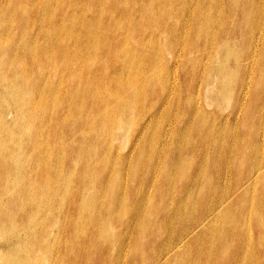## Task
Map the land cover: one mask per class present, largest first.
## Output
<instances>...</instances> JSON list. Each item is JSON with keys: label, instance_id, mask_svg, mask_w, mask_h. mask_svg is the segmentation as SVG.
<instances>
[{"label": "rangeland", "instance_id": "rangeland-1", "mask_svg": "<svg viewBox=\"0 0 264 264\" xmlns=\"http://www.w3.org/2000/svg\"><path fill=\"white\" fill-rule=\"evenodd\" d=\"M41 1L42 0H36V1L35 0H21V1L20 0H0V2H1L0 3L1 4V6H0V31H1L0 32V93H1V96H0V161H1L0 162V184H1L0 185V215L7 217V222L5 223V227L8 229L6 234L0 233V264H86V263L87 264H93V263L96 264L95 258H97L100 254H102L103 256L104 255L109 256V254H110L109 250H111V249H110V244H108V243L102 244L101 249L96 244V243H99L100 241L97 237L98 236V230H97V232L95 231V229L98 227V224H99L97 222L95 223V219H94L95 215H97L99 213L98 214L99 216H104L105 222L110 219L109 221L111 223H109L107 221L105 223V225L103 226V228H108L106 230L107 236H110L111 234L116 233L115 225L119 226L118 223L115 220H112L110 216L107 217V213L109 214V212H107V211L110 210V208H108L109 202H110L109 200H111V198H113L114 194L116 193V191L114 190V185L113 184H111L110 186L105 185V181H103L104 178L102 177L103 175H101L100 171L97 170V168H99L98 165H100L101 163H104V157L106 155L108 156V154H109V156H110L109 158H110V160H112V164L114 163L113 168H111V170L109 172V178H110V174H111V176H113L115 174V172H117V170L120 171L123 179L124 178L126 179L127 176H128V178H130V175L128 174V172H129L128 169H129L130 164L133 161L136 163L135 155L130 162L127 161L128 162L127 163L125 160V164H123L121 159H123V156L125 154L131 153L130 152L132 149L131 146H134V143L136 142V141H134V138H133V136L135 134L134 132L137 131V125H135V124H138L140 122L139 117L142 114V109L145 107L151 108L155 104L154 102L156 100V97L154 94L157 93L158 87H156V89H153L151 92V90H149L150 87L145 86L146 88H144L143 92H141V94H139L140 98L136 103H135V100H133L129 94H127V96H129V97H127V96L125 97L123 94H121V96H123V100L121 102H119V100L117 103H115L114 101H110L107 104V102L104 99V97H105L104 96L105 95V88H104L105 84L103 82V79L102 78L100 79L99 73L95 74L96 77L94 75H92L93 77L89 76L90 74H88L84 70L85 66L86 65H90V66L92 65L91 66L92 69H97V68H99V66H101V68H102L103 66H106L108 64V68L110 69V73H108V74H109V76H112L113 73L111 72V67H112V65H114L115 60L110 59L111 57L107 55V52H109V53L113 52L114 53L115 51L119 52V50H121L120 43L117 46H115V41H114V40H116V35H117L116 33L119 32V35L123 36V37H121L122 42L127 46H132L134 53H131V52L127 53L123 49L124 51H120V57L118 58V60L121 62H123V61L127 62L129 60L130 65H131V60H132L134 67L139 64L140 65V71H141L140 76L142 75V70L144 71V67H145V62H146L145 55H147V54L153 55V56L160 55L159 51H158L159 48L163 49V51H164V53L162 55L163 56L162 61L165 60L164 62H165L166 67L168 69L169 68L172 69V66L174 68H178L179 65L177 63H175V61H173L172 64L167 61L168 59H167V56L165 54V49H164L166 45L168 46V45L174 44L173 46L177 47V46H181L180 44H182L185 47L186 46L188 47L190 45L189 43H191L190 41H192L194 35L197 33V31L199 29H200L199 32L204 33L201 36V39H204V40H205V37H204L205 35L206 36L212 35L213 33H216V30H219L217 32V39H218L217 41L221 40V43H219V44L222 45L221 46L222 47V51H221L222 53H220V55L215 56V58H217V57L219 58V61H218V58L215 59L213 57L216 54L213 48L211 50L209 48H206L205 50H203L204 47L202 46L201 52L199 53L200 55L198 54L199 57L206 59L205 54L208 51H211V53H210L211 58H209L210 60L208 61L209 63H208L207 69H206V71L204 70V72H203L202 79L204 80V82L205 81L206 82H205V84L203 82L201 98H202L204 107L208 113H215V112L222 113L223 114L222 116H226V114L228 115L230 112V109L234 105L236 106L238 103H242V106H241V110H240L241 112L238 110L235 113V115L231 114L230 117H232V119L228 123H225V121L223 122L222 120H219L217 116L214 118V121L209 120V122H208L206 118H203L199 121L203 125L206 122V125H208V127L204 125V128H206L207 132H210V129L212 128V130L210 132L212 134V137L215 136V134L217 132H219L221 129L223 130L225 128H226V131H232L231 135L235 136V134L236 135L239 134L238 135L239 137L243 136L242 134H240L241 132H244L246 135L250 130H252V126L255 123L254 116L256 114V112H254V109H257L261 105L262 101L254 107V104L252 105L251 96H252L253 92H257L259 96L261 94V96L264 98V92L261 91V90H264V69L259 70V68H258L259 65L254 64L252 61H248V59L242 58V55H243L242 51L246 47L245 41H243L242 37H239V28L241 27V29H242V27H243L242 26V19H241V16L239 13H237L236 16L234 13L241 11L240 8L243 5V3H245L244 0H243V2H241L242 0H235L236 2L233 1L234 2L233 4H235V5L232 8H227V6L224 4L225 0H221V1L220 0H214V1L213 0H209V1L206 0L207 2L205 0H179V1L178 0L177 1L176 0H169V1L167 0L168 3L166 4V6L165 5H159V3H157V2L154 3L153 7L151 6L152 9L151 8H150V10L148 9V13L145 10H141V9H140V11L137 12L135 9L132 10V8H131V6L137 5V3L138 4L142 3L141 5L144 4L143 6H145V4H147V2H148L147 0H121L120 3L117 2L121 5L120 8H118L116 6L117 4H116L115 0H104V2H103V0H96V1L95 0H93V1L92 0H80V1L79 0H64L65 2L63 0L62 1L61 0H51V1L50 0H43L42 2ZM76 1L79 3L77 4ZM134 1H136L137 3ZM202 1H204V2H202ZM237 1H239V2H237ZM257 1L262 2V0L261 1L257 0ZM26 2H28L29 4H27ZM63 2H64V4H63ZM86 2H88V3H86ZM200 2L202 4L201 7H203V6H205V7H203L202 9L199 6L197 8H193L194 4L196 5L197 3H200ZM7 3H8V5H7ZM21 3H23V4H21ZM80 3L82 4V6ZM181 3H183V5H186V4L192 5L191 7L193 9L192 8H185L184 10H181V9H179V5ZM205 3H207V4H205ZM52 4H53V6H52ZM83 4L84 5L86 4V5L84 6ZM263 4H264V1H263ZM154 5H156V6H154ZM169 5L170 6L172 5L171 8ZM208 5H210V7ZM211 5H214V6H211ZM7 6H8V8H7ZM115 6H116V9H114ZM175 6H177V7H175ZM81 7H82V9H81ZM96 7H97V9H96ZM117 8H118V10H117ZM174 8L176 11H174ZM262 8L264 9V5ZM99 9H100V11H99ZM126 9H127V11H125ZM220 9H222V10H220ZM2 10H4V11H2ZM27 10L29 12H27ZM151 10L153 12H151ZM197 10H199V11H197ZM64 11H66V12H64ZM144 11L146 14H149L150 16L152 15L150 18L155 20V22H151L152 23L151 24L148 21H146L147 16L144 13ZM196 11L205 13V16H203L202 13H197ZM209 11H210V13H209ZM216 11H217V14H216ZM21 12H22V14H21ZM114 12H116V13H114ZM172 12L174 15L172 14ZM113 14H114V16H113ZM195 14H197V16H195ZM134 15H136V16H134ZM141 15H143V16H141ZM144 15H145V17H144ZM187 15L189 17H192V15L194 17H197V19H196L197 22L194 20H190L188 22L190 24H187V31H186L187 35H184L183 40H182V42L180 41L179 45H177V43H175V41L173 40L175 34H173V30H172L173 28L172 27H171V29H169L167 31H160L159 33L157 32L158 28H157L156 24H157L158 20H160L161 18L164 20H169V21L176 23V19H180V21H182L184 19L183 21H185V17L188 18ZM90 16H91V18H90ZM209 16H211V20H209ZM232 16L233 17L235 16V19L233 18V21H231ZM100 17H102L101 18L102 20L100 19ZM212 17L216 18L217 21L213 22ZM80 18H82V19H80ZM174 18H176V19H174ZM95 19L96 20L99 19V20L95 21ZM136 19L138 21L136 23H134V21ZM34 20H36V21H34ZM60 20H63V25H62L61 29H60V24H59ZM218 21H219V23H217ZM107 23H108V25H107ZM137 23L139 26L135 25ZM145 23H146V25H145ZM193 24H194V26H196L195 28H194ZM231 24H232V26H231ZM57 25L59 27H57ZM123 25L125 26V28L123 27ZM128 26L129 27L133 26V28H135V29H133V30L129 29L128 30L129 32L127 30H126L127 32L124 31L126 29V27H128ZM145 26L147 27L148 30L145 29ZM1 27H3V28L1 29ZM37 27L40 29H38ZM98 27L101 28L100 29L101 31L99 30ZM178 27H179L178 29L181 30L182 26H178ZM76 28H77V30L75 31ZM182 28L184 29V27H182ZM178 29H177V32H178ZM228 29L231 31L230 32L231 36L226 37ZM59 30H62V31L60 32ZM78 30H80V31H78ZM87 30H88V32H90V31L91 32L88 33ZM96 30H98V31H96ZM109 30H111L110 32H112V33H110ZM37 31H38V33H37ZM51 32H52V34H51ZM62 32H64V33H62ZM75 32H77V33H75ZM101 32H103V33H101ZM151 32L154 33L152 36H151ZM28 34H29V36H28ZM31 34H33L35 36H32ZM60 34H62V35H60ZM191 34H193V35H191ZM156 37H157V39H156ZM84 40L86 42H84ZM184 40H185V43H184ZM105 41H106V43H105ZM141 41H142V43H141ZM227 41H229L230 43ZM231 41H233V42H231ZM65 42H67V43L65 44ZM223 42H225V44ZM29 43H30V45H29ZM31 43L33 44V46ZM71 43H72V45H71ZM234 43H235V45H234ZM56 44H57V47H55ZM238 44H239V46H238ZM46 45H48V46H46ZM256 45L257 44H255V46H253V49L256 47ZM262 45H264V41L262 42ZM29 46L31 49L29 48ZM106 46H108L109 50L110 49L111 50L110 51H103L106 48ZM143 46H145L146 48ZM101 47H102V49H101ZM15 48H17V49H15ZM46 48H48V49H46ZM239 48H240V50H239ZM13 49H14V51H13ZM58 49H59V51H58ZM60 49L62 51H60ZM184 50H185V48H184ZM17 51H21V52H17ZM238 51H240V52H238ZM13 54H14V56H13ZM16 54H17V56H16ZM19 54L20 55L25 54V55H24V57H23V55H21L19 57ZM126 54H128L129 57H127ZM204 55H205V57H204ZM105 56H106V58H105ZM221 56H222V58H221ZM17 58H18V60H22V61L16 60ZM61 58H63V59H61ZM159 59H160V57H159ZM204 59H203V61H204ZM101 60H102V63H101ZM220 60H222V61H220ZM37 61L39 64L37 63ZM23 62H24V64H23ZM61 62L63 65L61 64ZM95 62H97V63H95ZM167 62H168V64H167ZM212 62H213V64H212ZM30 63H31V65H30ZM59 63H60V65H59ZM65 63H68V64L65 65ZM154 64H155V68H159L161 66V64L158 61H155ZM246 64H248L249 66L247 67ZM250 64H251V66H250ZM93 65H95V66H93ZM190 65L186 64L185 65L186 67L184 68L186 75H187L186 76L187 81H189L191 74H193V73H191L192 70L195 73L196 69H197V64H194V65H196L194 67L190 66ZM215 65H217V66H215ZM29 66H30V68H29ZM50 66H52V67L50 68ZM19 67H20V69H19ZM68 67H70V69ZM78 67H80V68H78ZM257 68L260 72L258 70H256ZM198 70H199V68H198ZM20 71H22V72H20ZM53 71H54V73H53ZM57 71H59V72H57ZM73 71H74V73H73ZM202 71H203V67L200 69L201 73H202ZM214 71H215V73H214ZM134 72H135V69H134ZM200 72H199V76H202V74ZM4 73H6V74H4ZM46 73H48V74H46ZM211 73H213V74H211ZM81 74H83V75L81 76ZM133 74L136 76L135 78L137 81H141L140 77H138L136 73H133ZM223 74L225 76H223ZM34 76H36V77H34ZM53 76H54V78H53ZM123 76H125V75H123ZM214 77L216 78V80ZM241 77H243V79L246 77L245 79L247 81L249 78H252L251 79L252 84H251L250 91H249L250 93L248 95H246L245 99H239L238 94H237V93H239L238 91L240 89ZM35 78L37 80H35ZM80 78H81V80H79ZM82 79H84V80H82ZM93 79H94V81H93ZM138 79H140V80H138ZM254 80H255V82H254ZM22 81L24 84L21 83ZM141 83H142V81H141ZM28 84L29 85L31 84L30 86L32 88ZM70 84H72V85H70ZM80 84H82V85H80ZM90 84H91V86H90ZM219 84L222 85L223 92H221L218 89V87L216 88V86ZM100 86H103V87H100ZM214 86H215V88H214ZM65 87H67V88H65ZM31 89H33V90H31ZM74 91H75V93H74ZM87 91H89V92H87ZM165 91H167V90H165ZM82 92H83V94H82ZM214 92H216V93H214ZM84 93H85V95H84ZM77 95H79V96L76 97ZM91 95H92V97H91ZM204 95H206V96H204ZM170 96L171 95H169V97ZM83 97L85 98V100ZM144 97H145V99H144ZM182 97H183V95H182ZM5 98L7 100H5ZM73 99L75 100L76 103L74 102ZM91 99H93V100L95 99V101L96 100L98 101V103H99L98 106H99L100 111L101 110L103 111V109L106 107V109L108 110V113H107L108 116H110L112 118L111 122L106 119L107 125L105 126V128L107 127V129L110 130V131H108L109 133L107 132V134L103 133V130L105 128H103L102 126H96L95 123L91 126L92 130H90L89 125H91V122H93V119L88 118L90 116H88V117H86V116L91 115L92 110L93 109L95 110V105L93 106L94 108H92V109H90L88 107V106H90L89 104H91V102H92ZM170 99L172 100L171 97H170ZM173 99H174V101H173L174 103L171 104V106L172 105L174 106V107L172 106L173 108L170 106V104H169V106H165L164 109L166 108L167 110H165V112H164L163 111L164 109H163L162 110L163 112H161L159 114L160 117H157V118L154 117L151 120V122H155L156 120H158L160 122L161 128L159 129V131H160L161 136H164V135L168 136L169 134L172 133L170 136L171 138L173 136L178 135L179 132H181L182 129H184V127L186 126L185 121L179 119L177 116H174L175 113L177 112V110L175 108L176 94L173 95ZM183 99H184V97H183ZM29 100H31V101H29ZM87 100H89V101H87ZM223 100H224V102H223ZM239 100H241V101L239 102ZM8 101H10V102H8ZM71 101H72V103H71ZM236 102H237V104H236ZM6 103H7V105H6ZM60 104H64L66 107L65 106L61 107ZM87 104H88V106H86ZM246 104H248V105H246ZM109 105H111V106L109 107ZM224 105H226V106H224ZM61 108H63V109H61ZM73 108H75V109H73ZM50 109L52 110V112ZM79 110H80V112H79ZM168 110H169V112H168ZM242 110H243V112H242ZM71 111H73V112H71ZM7 112H10V113H7ZM173 112H175V113H173ZM80 113H81V116L79 115ZM41 114H43V115H41ZM51 114H52V116H51ZM94 114H95V112H94ZM136 115H137L138 119H137ZM59 116H61V117H59ZM236 116L238 118H236ZM64 117L67 119H65ZM82 117L85 119L88 118L89 122L87 119L85 125H80V120L82 119ZM49 118H50V120H48ZM241 122H243V124ZM235 123L236 124L238 123L240 126L238 125L239 127H236L237 125ZM74 124H75V127H74ZM18 125H20V126H18ZM224 125H226V126L224 127ZM68 126H69V128H72V130L69 129ZM25 127H26V129H25ZM234 127H235V129H234ZM22 128H24L25 130ZM150 129H152V128H150ZM150 129L147 132V134L146 133L143 134V138L145 137V134H146L147 140L150 142L149 143V145H150L149 150L147 149V152H146L147 156H148V152L150 155H154L156 153L155 147L161 148V146H162V144H161L162 142L159 143V140L157 141L156 138L154 137L155 128H153L152 130H150ZM45 130H47L48 132ZM187 130L188 131H184V133H187L186 135L183 132H182L183 134L181 133V136L182 135L184 136L181 142L183 144H186L189 142L191 143L194 139L197 141L196 134L194 132H190L188 128H187ZM73 131H74V133H73ZM237 131L239 132L238 134H237ZM66 134H67V136H66ZM85 134H87V135H85ZM153 138L155 139V141L153 140ZM195 140L192 143H195ZM75 141H77V142H75ZM165 141H167V142L169 141V144H168L167 149H165L164 151H169L177 143V142H175V139H172V141H171V139L166 138V137H165ZM70 144L71 145L73 144L74 148L72 147L73 145L71 146ZM202 145L205 147V144H202ZM91 146H92V148H91ZM127 148L130 149V151H128ZM14 149H15V151H14ZM86 149H88V150H86ZM5 150H6V152H5ZM94 150H98L99 153L103 152L104 156H102L101 154L99 156V153L93 155ZM68 152H71V153H68ZM191 153L192 152H190L189 154H183L182 155L185 163L193 160ZM79 154H81V155H79ZM115 154L120 155V156L118 155L119 156L118 157L119 162H117V161L114 162ZM160 156H161L160 157L161 159L163 157L162 161H164L166 163V165H168V163H169L168 159H170L172 157V155L161 154ZM80 157H81V159H80ZM17 158H18V161H16ZM22 158H24V160ZM74 158H76V159H74ZM79 159L82 161H80ZM88 159H90V162L88 161ZM71 161H72V163H71ZM86 163H87V165H86ZM135 163L132 164L133 167H131L130 172L132 173V169L138 168L137 169L138 171H136V172H139V173H136V174L138 177L142 176L146 170L140 164L138 166L139 167L141 166L140 167L141 170L138 166L134 167ZM124 166H125V168H124ZM10 167L11 168L13 167L12 169L14 171ZM167 168H169V167H167ZM72 170H73V172H72ZM122 170H123V172H122ZM162 170L163 169H160L158 175H160V172ZM38 171H42L41 174L43 173L44 175H41L40 177L36 176L35 173ZM163 171H162V174L160 176H158V180H160V178L162 179V180H160L161 187H164L163 183L165 182V178L168 179L169 173L173 174V176L172 177L170 176V178L171 179L173 178L174 181L176 180L178 182V179H177L178 177L176 178V176H179V174L182 172L180 170V173H179V169H176L175 171H178L177 173L176 172L173 173L171 171H169V173H168V170L166 171V167L164 168ZM140 172H142V173H140ZM123 173H124V175H123ZM78 175H79V177H78ZM80 175H82L84 177L82 178V176H80ZM117 175L118 176H116V177L121 178V176L118 173H117ZM1 176L3 177V179ZM123 176H125V177H123ZM10 178H11V180H9ZM204 178H208V179L210 178V175L208 174V172H206V175ZM86 179L88 180L87 182H86ZM161 181H163V183ZM98 185H99V187H98ZM62 186H63V188H60ZM71 187L73 190L71 189ZM165 187L166 188L170 187L169 188L170 189V195L167 196V197H169V202L165 201L168 204V206L170 207L173 205L176 196H178L177 195V189L174 187V185L173 186L171 185L168 187L165 185ZM75 189L77 191H79L80 196L78 195L77 199L75 198V201H74L73 196L75 193L74 192ZM160 189H161V195H163L165 193V188H163V189L160 188ZM107 190H110V191H107ZM149 190L150 189H148L146 193H148ZM6 191H7V193H5ZM154 194H155V190L152 189L151 195H154ZM193 195H194V197H193ZM93 196H94V198H93ZM124 196H127V194L124 193ZM160 196H158V194H157L156 197L154 196L155 198L154 197L151 198L153 200H150V202H148L145 205L146 206L154 205L153 206V210H154L155 208L159 207V205L161 204ZM183 196H184L183 197V199H184L183 204H185L186 201L189 202V199L192 200V198H195L196 195L195 194L188 195L186 192V193H183ZM72 200L74 202H72ZM155 200H157V201H155ZM144 201L146 202L147 200L145 199ZM153 201H154V204H153ZM94 202H96V203H94ZM15 203L20 207L19 209L15 208V205H14ZM129 203H130V201L127 204H129ZM67 206H69V207H67ZM93 206H95V207H93ZM97 206H98V208H97ZM21 208H23V209H21ZM68 208L70 209L69 210L70 213L67 212ZM95 208H97L99 211L97 209L94 210ZM77 209H78V212H77ZM46 210H47V212H45ZM102 213H104V214H102ZM141 213L142 214L144 213L143 215H145L146 208H143L141 210ZM9 214L13 218L11 217V219H10ZM23 214H26V215L22 216ZM13 215H15V217ZM74 215H75V217H74ZM83 215H85V217ZM18 218H19V220H16ZM14 220H15V222L13 224L12 222ZM161 221H162V219H160L159 221L157 220V223H159ZM167 222H169V221L162 222V226L165 227L164 228L165 230H167L166 227L168 228V226H169V223H167ZM16 223H17V226H16ZM101 224H103V223L101 222ZM64 225L67 227V230H68L66 235L62 232V227H64ZM1 227L2 226H0V228ZM82 227H83V229H82ZM42 230H44V231H42ZM92 232L95 234V236L97 238L94 236V234L91 235ZM105 235H106V233H105ZM141 235H142L141 236L142 237L141 242H144V240L147 239V237L149 236V234H148V236L146 235V231L143 232ZM65 236H67V237H65ZM134 237H135V235H134ZM41 238H43V239H41ZM58 238L61 241L58 240ZM70 238H71V240H69ZM10 242H12L14 244L11 247L8 246V243H10ZM65 243H66V245H65ZM62 244H64V245H62ZM91 244H95V245L92 246ZM74 245L76 246L77 249L75 248ZM82 246H84V247H82ZM96 252H99V253H97V255H95V256H92L93 254H96ZM255 253H256L255 259L253 261H250L251 264H256L257 263V257L260 255L259 252H255ZM62 256L64 258H62ZM59 257H60V260H59ZM82 257H83V259H82ZM114 258L115 257H111V259H112L111 261H113ZM106 261H107V259H106ZM123 264H126V260H124Z\"/></svg>", "mask_w": 264, "mask_h": 264}, {"label": "bare ground", "instance_id": "bare-ground-1", "mask_svg": "<svg viewBox=\"0 0 264 264\" xmlns=\"http://www.w3.org/2000/svg\"><path fill=\"white\" fill-rule=\"evenodd\" d=\"M21 1V0H20ZM36 1V0H35ZM43 1V0H42ZM41 1V2H42ZM51 1V0H50ZM62 1V0H61ZM64 1V0H63ZM80 1V0H79ZM93 1V0H92ZM96 1V0H95ZM120 1L121 0H115L116 6L120 8ZM147 4L145 6L141 5L142 3L134 6H131L132 10H136L137 12L141 10H145L148 13V9L150 10L151 6L153 7L154 3H159V5H165L168 3L167 0H147ZM169 1V0H168ZM177 1V0H176ZM179 1V0H178ZM206 1V0H205ZM209 1V0H208ZM214 1V0H213ZM221 1V0H220ZM235 0H225L224 4L227 6V8H232L235 4H233ZM245 3L241 6V11L235 12V16L237 13L240 14L242 19V29L239 28V37H242L243 41L246 43L245 49L242 51L243 59H248V61H252L254 64L259 65V70L264 69V45H262V42L264 41V9L263 7V1L258 2L257 0H244ZM261 1V0H260ZM65 2V1H64ZM63 2V4H64ZM77 2V1H76ZM100 2V1H99ZM104 2V0H103ZM119 2V3H117ZM124 2V1H123ZM175 2V1H174ZM204 2V1H202ZM207 2V1H206ZM216 2V1H215ZM218 2V1H217ZM236 2V1H235ZM239 2V1H237ZM243 2V0L241 1ZM1 3V2H0ZM29 4L28 2H26ZM53 3V2H52ZM79 2H77L78 4ZM88 3V2H86ZM184 3V2H183ZM181 3L179 5V9L184 10L185 8H192V5H183ZM195 3V2H194ZM219 3V2H218ZM17 4V3H16ZM23 4V3H21ZM37 4V3H36ZM81 4V3H80ZM90 4V3H89ZM93 4V3H92ZM98 4V3H97ZM109 4V3H108ZM112 4V3H111ZM173 4V3H172ZM207 4V3H205ZM214 4V3H213ZM222 4V3H221ZM8 5V3H7ZM13 5V4H12ZM25 5V4H24ZM84 5V4H83ZM86 5V4H85ZM84 5V6H85ZM94 5V4H93ZM99 5V4H98ZM201 2L197 3L196 5H193V8H197L198 6L201 7ZM1 6V4H0ZM19 6V5H18ZM17 6V7H18ZM38 6V5H37ZM53 6V4H52ZM64 6V5H63ZM78 6V5H77ZM82 6V4H81ZM104 6V5H103ZM116 6L114 9H116ZM156 6V5H154ZM170 6V5H169ZM172 6V5H171ZM170 6V8H171ZM210 7V5H208ZM214 6V5H211ZM225 6V7H226ZM11 7V6H10ZM31 7V6H30ZM33 7V6H32ZM62 7V6H61ZM65 7V6H64ZM159 7V6H158ZM177 7V6H175ZM8 8V6H7ZM23 8V7H22ZM84 8V7H83ZM103 8V7H102ZM117 8V10H118ZM160 8V7H159ZM192 8V9H193ZM5 9V8H4ZM19 9V8H18ZM24 9V8H23ZM37 9V8H36ZM59 9V8H58ZM82 9V7H81ZM97 9V7H96ZM152 9V8H151ZM191 9V10H192ZM33 10V9H32ZM46 10V9H45ZM62 10V9H61ZM60 10V11H61ZM103 10V9H102ZM190 10V9H189ZM204 10V9H203ZM222 10V9H220ZM237 10V9H236ZM4 11V10H2ZM6 11V10H5ZM10 11V10H9ZM78 11V10H77ZM100 11V9H99ZM127 11V9L125 10ZM144 11V13H145ZM156 11V10H155ZM159 11V10H158ZM161 11V10H160ZM163 11V10H162ZM167 11V10H166ZM174 11L175 8H174ZM187 11V10H186ZM199 11V10H197ZM196 11V12H197ZM212 11V10H211ZM215 11V10H214ZM228 11V10H227ZM27 12H29L27 10ZM50 12V11H49ZM66 12V11H64ZM69 12V11H68ZM91 12V11H90ZM151 12H153L151 10ZM189 12V11H188ZM192 12V11H191ZM3 13V12H2ZM33 13V12H32ZM97 13V12H96ZM116 13V12H114ZM140 13V12H139ZM142 13V12H141ZM157 13V12H156ZM163 13V12H162ZM182 13V12H181ZM190 13V12H189ZM202 13V12H197ZM210 13V11H209ZM22 14V12H21ZM34 14V13H33ZM36 14V13H35ZM70 14V13H69ZM95 14V13H94ZM100 14V13H99ZM118 14V13H117ZM137 14V13H136ZM146 14V13H145ZM151 14V13H150ZM158 14V13H157ZM173 14V12H172ZM178 14V13H177ZM180 14V13H179ZM186 14V13H185ZM191 14V13H190ZM217 14V11H216ZM37 15V14H36ZM174 15V14H173ZM200 15V14H199ZM203 16H205V13H202ZM214 15V14H213ZM224 15V14H223ZM228 15V14H227ZM35 16V15H34ZM55 16V15H54ZM87 16V15H86ZM100 16V15H99ZM98 16V17H99ZM114 16V14H113ZM136 16V15H134ZM143 16V15H141ZM147 19L149 23L155 22V20L151 19L149 14H146ZM154 16V15H153ZM167 16V15H166ZM165 16V17H166ZM176 16V15H175ZM197 16V14H195ZM235 16L231 18V21H233V18L235 19ZM31 17V16H30ZM56 17V16H55ZM63 17V16H62ZM97 17V18H98ZM107 17V16H106ZM110 17V16H109ZM145 17V15H144ZM185 17V21H180V19H176V23L160 19L157 22V32L160 31H167L173 28V34L174 41L177 43V45L180 44V41L182 42L184 35H187V24L190 20L196 21L197 17ZM216 17V16H215ZM219 17V16H218ZM16 18V17H15ZM14 18V19H15ZM19 18V17H18ZM83 18V17H82ZM80 18V19H82ZM89 18V17H88ZM91 18V16H90ZM102 17H100L101 19ZM105 18V17H104ZM153 18V17H152ZM164 18V17H163ZM167 18V17H166ZM184 18V17H183ZM191 18V19H190ZM220 18V17H219ZM2 19V18H1ZM32 19V18H31ZM34 19V18H33ZM112 19V18H111ZM130 19V18H129ZM141 19V18H140ZM16 20V19H15ZM19 20V19H18ZM21 20V19H20ZM99 19H95V21H98ZM102 20V19H101ZM126 20V19H125ZM145 20V19H144ZM209 20H211V16H209ZM36 21V20H34ZM38 21V20H37ZM86 21V20H85ZM94 21V20H93ZM111 21V20H110ZM116 21V20H115ZM138 20L136 19L134 23H136ZM141 21V20H140ZM212 21H217L216 18L212 17ZM23 22V21H22ZM107 22V21H106ZM120 22V21H119ZM128 22V21H127ZM193 22V21H192ZM197 22V21H196ZM199 22V21H198ZM223 22V21H222ZM239 22V21H238ZM18 23V22H17ZM78 23V22H77ZM194 23V22H193ZM219 23V21L217 22ZM48 24V23H47ZM51 24V23H50ZM60 29L63 25V20L59 21ZM79 24V23H78ZM111 24V23H110ZM124 24V23H123ZM152 24V23H151ZM179 24V25H178ZM197 24V23H196ZM199 24V23H198ZM201 24V23H200ZM20 25V24H19ZM34 25V24H33ZM37 25V24H36ZM77 25V24H76ZM84 25V24H83ZM97 25V24H96ZM108 25V23H107ZM135 25H138L135 24ZM144 25V24H143ZM146 25V23H145ZM150 25V24H149ZM216 25V24H215ZM16 26V25H15ZM21 26V25H20ZM47 26V25H46ZM118 26V25H117ZM122 26V25H121ZM139 26V25H138ZM178 26L184 27V29L181 27V30H179ZM194 26V24H193ZM212 26V25H211ZM221 26V25H220ZM232 26V24H231ZM10 27V26H9ZM26 27V26H25ZM42 27V26H41ZM57 27H59L57 25ZM73 27V26H72ZM79 27V26H78ZM125 28V26L123 25ZM136 27V26H135ZM151 27V26H150ZM196 26H194L195 28ZM238 27V26H237ZM3 27H1L2 29ZM30 28V27H29ZM38 28V27H37ZM80 28V27H79ZM99 28V27H98ZM97 28V29H98ZM106 28V27H105ZM114 28V27H113ZM112 28V29H113ZM116 28V27H115ZM143 28V27H142ZM213 28V27H212ZM218 28V27H217ZM232 28V27H231ZM234 28V27H233ZM7 29V28H6ZM35 29V28H34ZM40 29V28H38ZM51 29V28H50ZM101 28H99L100 30ZM123 29V28H122ZM129 29L133 30V26L126 27L124 31H128ZM138 29V28H137ZM145 29L147 27L145 26ZM178 29V32H177ZM191 29V28H190ZM214 29V28H213ZM8 30V29H7ZM77 28L75 29V31ZM104 30V29H103ZM148 30V29H147ZM200 30V29H199ZM197 31V33L194 35L190 45L185 47L184 45L180 44L181 46H173L166 45L165 46V54L167 56V61L169 63H177L179 66L178 68H174L172 66L171 68H167L165 65V60L163 59V49L159 48V54L161 55H145V67L144 71L142 70V75L140 71V65L134 67L133 61L131 60V65L129 64V60L127 62L119 61L118 58L120 57V51H126L127 53L131 52L134 53V50L132 49V46L125 45L121 37L119 35V32L116 33V40L115 46H117L120 43L121 50L115 51L114 53L107 52V55L110 56L112 60H115L114 65L111 67V72L113 73L112 76H109L108 73H110V69L108 68V64L106 66H99L97 69H92L90 65H86L84 70L90 74L89 76H92L99 73L100 79H103V82L105 84V101L107 104L110 101H114L115 103L121 102L123 100V94L125 97L127 94L132 97L133 100H135V103L139 100V94L143 92L145 86L150 87L149 90L156 89L158 87V91L155 95L156 100L155 104L151 108H143L142 114L139 117L140 122L137 125V131L134 132V146H131L132 149H128L130 151V154H125L123 156L122 162L125 164L126 162H130L132 158L135 155L136 163L133 161L128 169V174L130 175V178L128 176L126 179L122 178V175L120 171L117 170L113 176L110 174L109 178V172L111 168H113L112 160H110V156L106 155L104 157V163H101L98 165L99 168L97 170L100 171L102 177L104 178L103 181H105V185L110 186L111 184L114 185V190L116 193L114 194V197L109 200V207L110 210L109 214L107 213V217L110 216L112 220H115L119 226L115 225L116 233L111 234L110 236H107V229L103 228L105 223L104 216H99L98 214L95 215V223H99L98 227L95 229L97 232L98 230V239L99 243H96L97 246L101 249L102 244H110V254L108 255H102L100 254L96 259V264H123L124 260H126V264H251L250 261H253L255 259V252H259L260 255L257 257V263L256 264H264V98L258 95L257 92H253L251 98H252V105L254 104V107L259 104L261 101V105L254 109V112H256L254 116L255 123L252 126V130H250L246 135L244 132H241L242 137H239L238 131L235 136L231 135L232 131H226L225 129H221L219 132L215 134V136L212 137V134L210 133L212 128L210 129V132L206 131V128H204V125L208 127V125H203L199 121L203 118H206L207 121L209 120L214 121V118L217 116L219 120H222L225 123L230 122L232 119L231 114H234L239 110H241L242 103L236 102V106L234 105L231 109L229 114L226 116H222V113H208L204 107L202 98H201V92H202V86L204 80L203 72L206 71L208 66V61L211 58L210 53L211 51H208L206 55V59L199 57L198 54L201 52L202 46L204 47L203 50L206 48H209L210 50L213 48L215 51V55L213 56L215 58L216 55H220L222 53V45L220 41H217V32L219 30H216V33H213L212 35H205V40L201 39L202 32ZM60 32L62 30H59ZM80 31V30H78ZM82 31V30H81ZM98 31V30H96ZM101 31V30H100ZM111 30H109L110 32ZM117 31V30H116ZM126 31V32H127ZM138 31V30H137ZM194 31V30H193ZM192 31V32H193ZM1 32V31H0ZM32 32V31H31ZM88 32V30H87ZM91 32V31H90ZM88 32V33H90ZM129 32V31H128ZM140 32V31H139ZM138 32V33H139ZM184 32V33H183ZM213 32V31H212ZM231 31L228 29L226 37L231 36ZM38 33V31H37ZM44 33V32H43ZM64 33V32H62ZM77 33V32H75ZM80 33V32H79ZM85 33V32H84ZM96 33V32H95ZM103 33V32H101ZM112 33V32H110ZM115 33V32H114ZM144 33V32H143ZM183 33V34H182ZM2 34V33H1ZM12 34V33H11ZM52 34V32H51ZM86 34V33H85ZM127 34V33H126ZM129 34V33H128ZM142 34V33H141ZM146 34V33H145ZM154 33L151 32V36ZM172 34V35H173ZM182 34V35H181ZM211 34V33H210ZM27 35V34H26ZM32 36H35L31 34ZM43 35V34H42ZM62 35V34H60ZM78 35V34H77ZM87 35V34H86ZM103 35V34H102ZM130 35V34H129ZM171 35V36H172ZM193 35V34H191ZM19 36V35H18ZM29 36V34H28ZM96 36V35H95ZM100 36V35H99ZM106 36V35H105ZM221 36V35H220ZM108 37V36H107ZM134 37V36H133ZM139 37V36H138ZM181 37V38H180ZM97 38V37H96ZM102 38V37H101ZM100 38V39H101ZM130 38V37H129ZM146 38V37H145ZM168 38V37H167ZM186 38V37H185ZM220 38V37H219ZM42 39V38H41ZM52 39V38H51ZM91 39V38H90ZM103 39V38H102ZM133 39V38H132ZM137 39V38H136ZM157 39V37H156ZM163 39V38H162ZM187 39V38H186ZM230 39V38H229ZM33 40V39H32ZM46 40V39H45ZM67 40V39H66ZM86 40V39H85ZM84 40V42H86ZM92 40V39H91ZM105 40V39H104ZM107 40V39H106ZM125 40V39H124ZM139 40V39H138ZM225 40V39H224ZM15 41V40H14ZM40 41V40H39ZM134 41V40H133ZM165 41V40H164ZM169 41V40H168ZM188 41V40H187ZM234 41V40H233ZM231 41V42H233ZM236 41V40H235ZM92 42V41H91ZM163 42V41H162ZM229 42V41H227ZM48 43V42H47ZM54 43V42H53ZM67 42H65L66 44ZM106 43V41H105ZM104 43V44H105ZM134 43V42H133ZM142 43V41H141ZM185 43V40H184ZM225 44V42H223ZM230 43V42H229ZM32 44V43H31ZM50 44V43H49ZM55 44V43H54ZM101 44V43H100ZM140 44V43H139ZM161 44V43H160ZM219 44V45H218ZM256 47L253 49V46ZM30 45V43H29ZM72 45V43H71ZM144 45V44H143ZM163 45V44H162ZM235 45V43H234ZM33 46V44H32ZM48 46V45H46ZM229 46V45H228ZM239 46V44H238ZM35 47V46H34ZM57 47V44L56 46ZM145 47V46H143ZM7 48V47H6ZM30 48V46H29ZM90 48V47H89ZM119 48V47H118ZM139 48V47H138ZM146 48V47H145ZM185 48V50H184ZM225 48V47H224ZM17 49V48H15ZM31 49V48H30ZM48 49V48H46ZM102 49V47H101ZM124 49V50H123ZM226 49V48H225ZM7 50V49H6ZM64 50V49H63ZM111 50V49H110ZM109 47L106 46V48L103 51H110ZM115 50V49H114ZM153 50V49H152ZM233 50V49H232ZM240 50V48H239ZM5 51V50H4ZM14 51V49H13ZM30 51V50H29ZM59 51V49H58ZM60 51H62L60 49ZM224 51V50H223ZM230 51V50H229ZM236 51V50H235ZM21 52V51H17ZM57 52V51H56ZM92 52V51H91ZM148 52V51H147ZM151 52V51H150ZM153 52V51H152ZM231 52V51H230ZM240 52V51H238ZM34 53V52H33ZM63 53V52H62ZM95 53V52H94ZM227 53V52H226ZM10 54V53H9ZM37 54V53H36ZM41 54V53H40ZM64 54V53H63ZM230 54V53H229ZM241 54V53H240ZM24 55L25 54H21ZM19 54V57L21 56ZM33 55V54H32ZM91 55V54H90ZM200 55V54H199ZM204 55V57H205ZM14 56V54H13ZM17 56V54H16ZM127 57H129L128 54H126ZM226 56V55H225ZM18 57V58H19ZM22 57V58H23ZM41 57V56H40ZM58 57V56H57ZM56 57V58H57ZM78 57V56H77ZM84 57V56H83ZM93 57V56H92ZM160 57V59H159ZM212 57V58H213ZM8 58V57H7ZM18 58L16 60H18ZM21 58V59H22ZM30 58V57H29ZM102 58V57H101ZM106 58V56H105ZM218 58V57H217ZM215 58V59H217ZM222 58V56H221ZM225 58V57H224ZM229 58V57H228ZM15 59V58H14ZM13 59V60H14ZM42 59V58H41ZM63 59V58H61ZM65 59V58H64ZM103 59V58H102ZM144 59V58H143ZM204 59V61H203ZM230 59V58H229ZM238 59V58H237ZM242 59V60H243ZM15 60V61H16ZM30 60V59H29ZM35 60V59H34ZM45 60V59H44ZM57 60V59H56ZM71 60V59H70ZM227 60V59H226ZM14 61V62H15ZM22 61V60H18ZM41 61V60H40ZM39 61V62H40ZM69 61V60H68ZM158 61L161 66L159 68H155L154 62ZM219 61V58H218ZM222 61V60H220ZM240 61V60H239ZM28 62V61H27ZM78 62V61H77ZM82 62V61H81ZM80 62V63H81ZM167 62V64H168ZM215 62V61H214ZM251 62V63H252ZM38 63V61H37ZM41 63V62H40ZM50 63V62H49ZM64 63V62H63ZM69 63V62H68ZM68 63H65L68 64ZM97 63V62H95ZM102 63V60H101ZM113 63V62H112ZM224 63V62H223ZM235 63V62H234ZM24 64V62H23ZM34 64V63H33ZM36 64V63H35ZM39 64V63H38ZM62 64V62H61ZM72 64V63H71ZM70 64V65H71ZM190 66H196L194 64H197L196 72L194 73L193 70L190 76L189 81L186 79V72L184 68L185 65ZM213 64V62H212ZM215 64V63H214ZM236 64V63H235ZM242 64V63H241ZM31 65V63H30ZM60 65V63H59ZM63 65V64H62ZM81 65V64H80ZM247 67L249 66L246 64ZM53 66V65H52ZM50 66V68L52 67ZM68 66V65H67ZM95 66V65H93ZM217 66V65H215ZM237 66V65H236ZM251 66V64H250ZM21 67V66H20ZM19 67V69H20ZM42 67V66H41ZM171 67V66H170ZM203 67L202 73L200 72V69ZM210 67V66H209ZM30 68V66H29ZM39 68V67H38ZM44 68V67H43ZM70 69V67H68ZM80 68V67H78ZM95 68V67H94ZM196 68V67H195ZM199 68V70H198ZM258 68L256 70H258ZM33 69V68H32ZM40 69V68H39ZM67 69V68H66ZM76 69V68H75ZM109 69V70H108ZM135 69V72H134ZM216 69V68H215ZM245 69V68H244ZM218 70V69H217ZM216 70V71H217ZM252 70V69H251ZM255 70V71H256ZM258 70V71H259ZM77 71V70H76ZM172 71V72H171ZM208 71V70H207ZM245 71V70H244ZM250 71V70H249ZM254 71V72H255ZM5 72V71H4ZM22 72V71H20ZM49 72V71H48ZM59 72V71H57ZM199 72L202 74V76H199ZM260 72V71H259ZM9 73V72H8ZM54 73V71H53ZM74 73V71H73ZM136 73L138 77H140L141 81L136 80V76L133 74ZM215 73V71H214ZM247 73V72H246ZM249 73V72H248ZM253 73V72H252ZM256 73V72H255ZM6 74V73H4ZM39 74V73H38ZM48 74V73H46ZM62 74V73H61ZM68 74V73H67ZM213 74V73H211ZM210 74V75H211ZM251 74V73H250ZM261 74V73H260ZM263 74V73H262ZM12 75V74H11ZM15 75V74H14ZM41 75V74H40ZM39 75V76H40ZM79 75V74H78ZM83 74H81L82 76ZM87 75V74H86ZM108 75V76H107ZM125 75V76H123ZM206 75V74H205ZM249 75V74H248ZM253 75V74H252ZM259 75V74H258ZM46 76V75H45ZM60 76V75H59ZM80 76V75H79ZM85 76V75H84ZM213 76V75H212ZM215 76V75H214ZM223 76H225L223 74ZM244 76V75H243ZM247 76V75H246ZM8 77V76H7ZM14 77V76H13ZM36 77V76H34ZM33 77V78H34ZM57 77V76H56ZM93 77V76H92ZM96 77V76H95ZM98 77V76H97ZM189 77V76H188ZM211 77V76H210ZM217 77V76H216ZM221 77V76H220ZM9 78V77H8ZM23 78V77H22ZM54 78V76H53ZM63 78V77H62ZM66 78V77H65ZM70 78V77H69ZM91 78V77H90ZM199 78V79H198ZM215 78V77H214ZM246 78V77H245ZM244 78V79H245ZM21 79V78H20ZM24 79V78H23ZM59 79V78H58ZM57 79V80H58ZM89 79V78H88ZM138 79V80H140ZM243 77H241L240 81V89L238 97L239 99H245L246 95H248L250 92L251 87V79L249 78L248 81ZM22 80V79H21ZM35 80H37L35 78ZM40 80V79H39ZM81 80V78L79 79ZM84 80V79H82ZM90 80V79H89ZM176 80V81H175ZM199 82H198V81ZM216 80V78H215ZM218 80V79H217ZM16 81V80H15ZM94 81V79H93ZM232 81V80H231ZM34 82V81H33ZM36 82V81H35ZM38 82V81H37ZM62 82V81H61ZM60 82V83H61ZM80 82V81H79ZM86 82V81H85ZM88 82V81H87ZM102 82V81H101ZM102 82V83H103ZM206 82V81H205ZM204 82V84H205ZM255 82V80H254ZM23 83V81L21 82ZM83 83V82H82ZM90 83V82H89ZM237 83V82H236ZM24 84V83H23ZM37 84V83H36ZM217 84V83H216ZM254 84V83H253ZM257 84V83H256ZM22 85V84H21ZM29 85V84H28ZM31 85V84H30ZM29 85V86H30ZM33 85V84H32ZM72 85V84H70ZM82 85V84H80ZM214 85V84H213ZM23 86V85H22ZM89 86V85H88ZM91 86V84H90ZM153 86V87H152ZM31 87V86H30ZM34 87V86H33ZM57 87V86H56ZM84 87V86H83ZM103 87V86H100ZM223 92L222 85H217L216 88ZM255 87V86H254ZM263 87V86H262ZM25 88V87H24ZM32 88V87H31ZM67 88V87H65ZM87 88V87H86ZM209 88V87H208ZM207 88V89H208ZM215 88V86H214ZM89 89V88H88ZM92 89V88H91ZM212 89V88H211ZM210 89V90H211ZM33 90V89H31ZM59 90V89H58ZM85 90V89H84ZM167 90V91H165ZM56 91V90H55ZM76 91V90H75ZM74 91V93H75ZM155 91V90H154ZM153 91V92H154ZM213 91V90H212ZM264 92V90H261ZM2 92V91H1ZM59 92V91H58ZM80 92V91H79ZM78 92V93H79ZM85 92V91H84ZM89 92V91H87ZM204 92V91H203ZM208 92V91H207ZM260 92V91H259ZM4 93V92H3ZM216 93V92H214ZM10 94V93H9ZM32 94V93H31ZM83 94V92H82ZM176 94V105L175 108L177 112L174 116H177L179 119L186 122V126L184 129H182L181 132H179L178 135L170 137L171 134L161 136L159 129L160 122L156 120L155 122H151L152 118L154 117H160L161 112H165L167 110L164 109L165 106H171L173 104L174 99L173 95ZM221 94V93H220ZM5 95V94H4ZM58 95V94H57ZM81 95V94H80ZM85 95V93H84ZM150 95V94H149ZM153 95V94H152ZM172 98V100L170 99ZM184 99H183V97ZM232 95V94H231ZM1 96V93H0ZM77 95L76 97H78ZM141 96V95H140ZM206 96V95H204ZM211 96V95H210ZM45 97V96H44ZM86 97V96H85ZM92 97V95H91ZM129 97V96H127ZM146 97V96H145ZM144 97V99H145ZM237 97V98H238ZM21 98V97H20ZM57 98V97H56ZM82 98V97H81ZM84 98V97H83ZM209 98V97H208ZM16 99V98H15ZM63 99V98H62ZM75 99V98H74ZM73 99V100H74ZM143 99V100H144ZM5 100H7L5 98ZM57 100V99H56ZM64 100V99H63ZM85 100V98H84ZM90 100V99H89ZM87 100V101H89ZM219 100V99H218ZM226 100V99H225ZM238 100V99H237ZM248 100V99H247ZM31 101V100H29ZM77 101V100H76ZM79 101V100H78ZM91 104L88 106L90 109L94 108L91 112V115H87L86 117L93 119V122H91V125H89L90 130L91 126L95 123L96 126H102L105 128L107 125L106 121L109 120L111 122V117L108 116V110L106 107L103 109V111L99 110L98 101L95 99H91ZM241 100H239L240 102ZM10 102V101H8ZM49 102V101H48ZM57 102V101H56ZM75 102V100H74ZM73 102V103H74ZM80 102V101H79ZM141 102V101H140ZM144 102V101H143ZM142 102V103H143ZM224 102V100H223ZM72 103V101H71ZM76 103V102H75ZM97 103V104H96ZM127 103V102H126ZM125 103V104H126ZM141 103V104H142ZM206 103V102H205ZM11 104V103H10ZM54 104V103H53ZM224 104V103H223ZM251 104V103H250ZM7 105V103H6ZM52 105V104H51ZM72 105V104H71ZM143 105V104H142ZM248 105V104H246ZM53 106V105H52ZM51 106V107H52ZM61 107H64V104H60ZM85 106V107H86ZM102 106V105H101ZM100 106V107H101ZM111 105H109L110 107ZM128 106V105H127ZM144 106V105H143ZM173 106V105H172ZM171 106V107H172ZM226 106V105H224ZM244 106V105H243ZM66 107V106H65ZM129 107V106H128ZM139 107V106H138ZM174 107V106H173ZM172 107V108H173ZM170 108V107H169ZM251 108V107H250ZM63 109V108H61ZM75 109V108H73ZM130 109V108H129ZM164 109V110H163ZM245 109V108H244ZM51 110V109H50ZM163 110V111H162ZM250 110V109H249ZM13 111V110H12ZM70 111V110H69ZM85 111V110H84ZM123 111V110H122ZM4 112V111H3ZM11 112V111H10ZM7 112V113H10ZM52 112V110H51ZM50 112V113H51ZM61 112V111H60ZM67 112V111H66ZM73 112V111H71ZM75 112V111H74ZM80 112V110H79ZM95 112V114H94ZM169 112V110H168ZM241 112V111H240ZM243 112V110H242ZM250 112V111H249ZM253 112V111H252ZM6 113V112H5ZM21 113V112H20ZM41 113V112H40ZM60 114V113H59ZM66 114V113H65ZM131 114V113H130ZM214 114V115H213ZM245 114V113H244ZM43 115V114H41ZM81 116V113L79 114ZM94 115V116H93ZM125 115V114H124ZM238 115V114H237ZM249 115V114H248ZM247 115V116H248ZM252 115V114H251ZM19 116V115H18ZM52 116V114H51ZM63 116V115H62ZM77 116V115H76ZM244 116V115H243ZM57 117V116H56ZM61 117V116H59ZM137 117V115H136ZM135 117V118H136ZM142 117V118H141ZM18 118V117H17ZM65 118V117H64ZM88 118H83L80 120V125H85ZM236 118H238L236 116ZM38 119V118H37ZM36 119V120H37ZM41 119V118H40ZM44 119V118H43ZM47 119V118H46ZM67 119V118H65ZM107 119V120H106ZM138 119V117H137ZM235 119V118H234ZM241 119V118H240ZM12 120V119H11ZM18 120V119H17ZM50 120V118L48 119ZM114 120V119H113ZM218 120V121H219ZM249 120V119H248ZM253 120V121H254ZM8 121V120H7ZM235 121V120H234ZM240 121V120H239ZM60 122V121H59ZM74 122V121H73ZM89 122V119H88ZM87 122V123H88ZM221 122V121H220ZM222 122V123H223ZM18 123V122H17ZM79 123V122H78ZM240 123V122H239ZM243 124V122H241ZM21 124V123H20ZM52 124V123H51ZM232 124V123H231ZM234 124V123H233ZM236 124V123H235ZM6 125V124H5ZM38 125V124H37ZM36 125V126H37ZM69 125V124H68ZM79 125V126H80ZM236 127H239L240 125L237 123ZM239 125V126H238ZM246 125V124H245ZM20 126V125H18ZM23 126V125H22ZM118 126V125H117ZM226 125H224L225 127ZM47 127V126H46ZM45 127V128H46ZM75 127V124H74ZM129 127V126H128ZM136 127V126H135ZM141 127V128H140ZM194 132L197 136V141L194 140L190 143L183 144L181 141L183 139V135L181 136V133L184 131ZM20 128V127H19ZM34 128V127H33ZM69 128V126H68ZM84 128V127H83ZM150 128H155L154 137L156 140H159V143L162 144L161 148H156V153L154 155H150L148 152V156L146 155L147 149L149 150V141L147 140V132ZM232 128V127H231ZM24 129V128H22ZM26 129V127H25ZM24 129V130H25ZM62 129V128H61ZM72 130V128H69ZM76 129V128H75ZM86 129V128H85ZM135 129V128H134ZM150 129V130H152ZM235 129V127H234ZM245 129V128H244ZM22 131V130H21ZM35 131V130H34ZM47 131V130H45ZM110 131L107 129V127L103 130V133L107 134V132ZM132 131V130H131ZM130 131V132H131ZM33 132V131H32ZM31 132V133H32ZM48 132V131H47ZM69 132V131H68ZM133 132V131H132ZM246 132V131H245ZM16 133V132H15ZM30 133V134H31ZM51 133V132H50ZM58 133V132H57ZM65 133V132H64ZM74 133V131H73ZM89 133V132H88ZM109 133V132H108ZM145 134V137L143 138V134ZM182 133V134H183ZM25 134V133H24ZM46 134V133H45ZM77 134V133H76ZM185 135L187 133H184ZM40 135V134H39ZM87 135V134H85ZM190 135V134H189ZM188 135V136H189ZM59 136V135H58ZM67 136V134H66ZM75 136V135H74ZM117 137V136H116ZM165 137L171 139H175L176 145H174L169 151H164L167 149L169 141H165ZM24 138V137H23ZM7 139V138H6ZM45 139V138H44ZM149 139V138H148ZM28 140V139H27ZM151 140V139H150ZM155 141V139L153 138ZM49 141V140H48ZM89 141V140H88ZM100 141V140H99ZM186 141V140H185ZM77 142V141H75ZM74 142V143H75ZM116 142V141H115ZM114 142V143H115ZM26 143V142H25ZM71 143V142H70ZM100 143V142H99ZM132 143V144H133ZM88 144V143H87ZM205 144V147L202 145ZM23 145V144H22ZM27 145V144H26ZM71 145V144H70ZM73 145V144H72ZM71 145V146H72ZM131 145V144H130ZM171 145V144H170ZM10 146V145H9ZM14 146V145H13ZM28 146V145H27ZM33 146V145H32ZM77 146V145H76ZM30 147V146H29ZM74 148V145L72 146ZM86 147V146H85ZM84 147V148H85ZM130 147V146H129ZM170 147V146H169ZM24 148V147H23ZM92 148V146H91ZM10 149V148H9ZM30 149V148H29ZM118 149V148H117ZM88 150V149H86ZM91 150V149H90ZM155 150V149H154ZM15 151V149H14ZM24 151V150H23ZM68 151V150H67ZM115 151V150H114ZM118 151V150H117ZM6 152V150H5ZM30 152V151H29ZM78 152V151H77ZM82 152V151H81ZM80 152V153H81ZM191 153L192 159L190 162L185 163L184 158L182 157L183 154H189ZM71 153V152H68ZM74 153V152H73ZM72 153V154H73ZM76 153V152H75ZM84 153V152H83ZM98 150H94V154H98ZM114 153V152H113ZM120 153V152H119ZM25 154V153H24ZM28 154V153H27ZM55 154V153H54ZM102 156H104L103 152L99 153ZM161 154H167L172 155L170 159H168L169 163L166 165L164 161L160 158ZM81 155V154H79ZM119 155V154H118ZM115 154L114 162H119V156ZM67 156V155H66ZM86 156V155H85ZM190 156V157H191ZM13 157V156H12ZM39 157V156H38ZM71 157V156H70ZM76 157V156H75ZM67 158V157H66ZM188 158V157H187ZM24 160V158H22ZM34 159V158H33ZM76 159V158H74ZM81 159V157H80ZM79 159V160H80ZM20 160V159H19ZM66 160V159H65ZM73 160V159H72ZM95 160V159H94ZM15 161V160H14ZM18 161V158L17 160ZM39 161V160H38ZM82 161V160H80ZM90 162V159H88ZM96 161V160H95ZM188 161V160H187ZM1 162V161H0ZM12 162V161H11ZM45 162V161H44ZM78 162V161H77ZM121 162V161H120ZM127 162V163H128ZM15 163V162H14ZM37 163V162H36ZM70 163V162H69ZM72 163V161H71ZM135 163V166H138L139 164L144 167L146 170L142 176H137L136 172L138 171V168L132 169V173L130 172L132 164ZM83 164V163H82ZM117 164V163H116ZM119 164V163H118ZM32 165V164H31ZM70 165V164H69ZM87 165V163H86ZM120 165V164H119ZM6 166V165H5ZM35 166V165H34ZM41 166V165H40ZM72 166V165H71ZM115 166V165H114ZM126 166V165H125ZM124 166V168H125ZM140 166V167H141ZM4 167V166H3ZM7 167V166H6ZM5 167V168H6ZM28 167V166H27ZM45 167V166H44ZM67 167V166H66ZM91 167V166H90ZM94 167V166H93ZM139 167V166H138ZM139 167V168H140ZM166 167V171L168 170L171 172H178L175 171L176 169H179L182 171L179 176H176L178 179V182L172 178L173 174L169 173L168 179L165 178V182L161 181L164 185V187H161L160 180H158V176L162 174V171ZM169 167V168H167ZM4 168V169H5ZM11 168V167H10ZM13 168V167H12ZM11 168V169H12ZM35 168V167H34ZM71 168V167H70ZM82 168V167H81ZM9 169V168H8ZM66 169V168H65ZM73 169V168H72ZM117 169V168H116ZM160 169H163L159 174ZM3 170V169H2ZM13 170V169H12ZM11 170V171H12ZM22 170V169H21ZM42 170V169H41ZM77 170V169H76ZM81 170V169H80ZM83 170V169H82ZM134 170V171H133ZM141 170V168H140ZM6 171V170H5ZM14 171V170H13ZM48 171V170H47ZM68 171V170H67ZM90 171V170H89ZM4 172V171H3ZM7 172V171H6ZM42 171L36 172V176L44 175L41 174ZM73 172V170H72ZM87 172V171H86ZM123 172V170H122ZM143 172V171H142ZM140 172V173H142ZM164 172V171H163ZM206 172L210 175V178H204L206 175ZM13 173V172H12ZM22 173V172H21ZM40 173V174H39ZM45 173V172H44ZM48 173V172H47ZM68 173V172H67ZM76 173V172H75ZM117 173L121 176V178H118L116 176ZM10 174V173H9ZM25 174V173H24ZM33 174V173H32ZM113 174V173H112ZM4 175V174H3ZM64 175V174H63ZM87 175V174H86ZM124 175V173H123ZM168 175V174H167ZM13 176V175H12ZM25 176V175H24ZM46 176V175H45ZM44 176V177H45ZM82 176V175H80ZM2 177V176H1ZM43 177V176H42ZM61 177V176H60ZM59 177V178H60ZM79 177V175H78ZM84 176H82L83 178ZM125 177V176H123ZM163 177V176H162ZM12 178V177H11ZM11 178L9 180H11ZM64 178V177H63ZM62 178V179H63ZM74 178V177H73ZM3 179V177H2ZM204 179V180H203ZM5 180V179H4ZM29 180V179H28ZM2 181V180H1ZM70 181V180H69ZM68 181V182H69ZM88 180L86 179V182ZM10 182V181H9ZM71 182V181H70ZM78 182V181H77ZM74 183V182H73ZM72 183V184H73ZM82 183V182H81ZM80 183V184H81ZM174 183V184H173ZM7 184V183H6ZM10 184V183H9ZM8 184V185H9ZM61 184V183H60ZM1 185V184H0ZM5 185V184H4ZM62 185V184H61ZM76 185V184H75ZM83 185V184H82ZM165 185L173 186L177 189V195L175 198V201L172 206H168V204L165 201L169 202L170 195V187L166 188ZM176 185V186H175ZM10 186V185H9ZM8 186V187H9ZM87 186V185H86ZM23 187V186H22ZM99 187V185H98ZM97 187V188H98ZM60 188H63L60 187ZM83 188V187H82ZM96 188V189H97ZM105 188V187H104ZM103 188V189H104ZM107 188V187H106ZM165 188V193L161 195V189ZM72 189V187H71ZM70 189V190H71ZM101 189V188H100ZM150 189L147 192V190ZM155 190V194L151 195V190ZM167 189V190H166ZM73 190V189H72ZM90 190V189H89ZM113 190V189H112ZM4 191V190H3ZM11 191V190H10ZM19 191V190H18ZM28 191V190H27ZM110 191V190H107ZM73 192V191H72ZM74 196L73 200L75 201V198L77 199V196H80L79 191L76 189L74 190ZM112 192V191H111ZM188 195L195 194V198H192V200L189 199L188 201H184L185 204H183V193H186ZM7 193V191L5 192ZM4 193V194H5ZM88 193V192H87ZM107 193V192H106ZM109 193V192H108ZM114 193V192H113ZM124 193L127 194V196H124ZM176 193V192H175ZM21 194V193H20ZM60 194V193H59ZM160 196L161 204L159 207L155 208L153 210L154 205H148L146 206L150 200H153L154 196L156 195ZM3 195V194H2ZM14 195V194H13ZM109 195V194H108ZM176 195V194H175ZM5 196V195H4ZM76 196V197H75ZM86 196V195H85ZM95 196V195H94ZM93 196V198H94ZM107 196V195H106ZM172 196V195H171ZM69 197V196H68ZM154 197V198H155ZM194 197V195H193ZM25 198V197H24ZM28 198V197H27ZM70 198V197H69ZM188 198V197H187ZM10 199V198H9ZM26 199V198H25ZM110 199V198H109ZM147 200L146 202L144 200ZM8 200V199H7ZM72 200V202H74ZM24 201V200H23ZM27 201V200H26ZM56 201V200H55ZM80 201V200H79ZM78 201V202H79ZM95 201V200H94ZM130 201L129 204H127ZM157 201V200H155ZM159 201V200H158ZM173 201V200H172ZM10 202V201H9ZM68 202V201H67ZM49 203V202H48ZM96 203V202H94ZM105 203V202H104ZM157 203V202H156ZM160 203V202H159ZM10 204V203H9ZM55 204V203H54ZM154 204V201H153ZM15 208L19 209L20 207L15 203ZM52 205V204H51ZM66 205V204H65ZM96 205V204H95ZM92 206V205H91ZM107 206V205H106ZM24 207V206H23ZM65 207V206H64ZM69 207V206H67ZM76 207V206H75ZM95 207V206H93ZM92 207V208H93ZM101 207V206H100ZM156 207V206H155ZM48 208V207H47ZM98 208V206H97ZM95 208L94 210H96ZM106 208V207H105ZM143 208H146V213L143 215L141 213V210ZM23 209V208H21ZM76 209V208H75ZM7 210V209H6ZM9 210V209H8ZM26 210V209H25ZM53 210V209H52ZM70 209L68 208L67 212L70 213ZM98 210V209H97ZM11 211V210H10ZM21 211V210H20ZM65 211V210H64ZM99 211V210H98ZM144 211V210H143ZM4 212V211H3ZM2 212V213H3ZM27 212V211H26ZM47 212V210L45 211ZM52 212V211H51ZM78 212V209H77ZM95 212V211H94ZM104 212V211H103ZM46 214V213H45ZM55 214V213H54ZM85 214V213H84ZM88 214V213H87ZM104 214V213H102ZM111 214V215H110ZM10 215V214H9ZM17 215V214H16ZM26 214H23L22 216H25ZM53 215V214H52ZM68 215V214H67ZM70 215V214H69ZM15 217V215H13ZM19 216V215H18ZM61 216V215H60ZM85 217V215H83ZM98 216V217H97ZM10 215V219H11ZM75 217V215H74ZM93 217V216H92ZM97 217V218H96ZM13 218V217H12ZM24 218V217H23ZM41 218V217H40ZM52 218V217H51ZM55 218V217H54ZM106 218V217H105ZM157 218V219H156ZM72 219V218H71ZM162 219L161 222L157 223V220L159 221ZM16 220H19L16 219ZM54 220V219H53ZM68 220V219H67ZM24 221V220H23ZM169 221L168 228L165 230L162 226V222ZM7 222V217L0 215V233L6 234L7 228L5 227V223ZM15 220L12 222L14 224ZM53 222V221H52ZM75 222V221H74ZM93 222V221H92ZM101 222L103 224H101ZM24 223V222H23ZM70 225V224H69ZM88 225V224H87ZM111 225V224H110ZM165 225V224H164ZM10 226V225H9ZM17 226V223H16ZM24 226V225H23ZM90 226V225H89ZM43 228V227H42ZM51 228V227H50ZM85 228V227H84ZM75 229V228H74ZM83 229V227H82ZM18 230V229H17ZM38 230V229H37ZM78 230V229H77ZM39 231V230H38ZM44 231V230H42ZM54 231V230H53ZM146 231V235L149 236L147 239L144 240V242H141V234ZM10 232V231H9ZM51 232V231H50ZM62 232L66 235L68 232L67 227L64 225L62 227ZM76 232V231H75ZM53 233V232H52ZM77 233V232H76ZM88 233V232H87ZM106 233V235H105ZM135 233V234H134ZM40 234V233H39ZM94 233L92 232L91 235ZM137 234V235H136ZM145 234V233H144ZM85 235V234H84ZM135 235V237H134ZM22 236V235H21ZM39 236V235H38ZM37 236V237H38ZM61 236V235H60ZM95 236V234H94ZM40 237V236H39ZM67 237V236H65ZM72 237V236H71ZM96 237V236H95ZM96 237V238H97ZM7 238V237H6ZM84 238V237H83ZM43 239V238H41ZM48 239V238H47ZM73 239V238H72ZM8 240V239H7ZM13 240V239H12ZM58 240H60L58 238ZM71 240V238L69 239ZM94 240V239H93ZM61 241V240H60ZM59 241V242H60ZM13 242V241H12ZM10 242L8 243V246L11 247L14 244ZM21 242V241H20ZM41 242V241H40ZM69 242V241H68ZM63 243V242H62ZM5 244V243H4ZM57 245V244H56ZM64 245V244H62ZM66 245V243H65ZM92 246L95 244H91ZM60 246V245H59ZM75 246V245H74ZM7 247V246H6ZM16 247V246H15ZM68 247V246H67ZM84 247V246H82ZM76 248V246H75ZM42 249V248H41ZM77 249V248H76ZM97 249V248H96ZM105 249V248H104ZM68 250V249H67ZM74 250V249H73ZM90 250V249H89ZM98 250V249H97ZM96 250V251H97ZM55 251V250H54ZM59 251V250H58ZM87 251V250H86ZM66 252V251H65ZM79 252V251H78ZM84 252V251H83ZM39 253V252H38ZM42 253V252H41ZM74 253V252H73ZM87 253V252H86ZM89 253V252H88ZM91 253V252H90ZM93 254L92 256L97 255ZM40 254V253H39ZM92 254V253H91ZM19 255V254H18ZM68 255V254H67ZM20 256V255H19ZM33 256V255H32ZM58 256V255H57ZM39 257V256H38ZM56 257V256H55ZM72 257V256H71ZM111 257H115L113 261H111ZM19 258V257H18ZM62 258H64L62 256ZM69 258V257H68ZM74 258V257H73ZM58 259V258H57ZM67 259V258H66ZM83 259V257H82ZM107 259V261H106ZM60 260V257H59ZM65 260V259H64ZM87 260V259H86ZM85 260V261H86ZM244 260V261H243ZM17 261V260H16ZM46 261V260H45ZM91 261V260H90ZM106 261V262H105ZM111 261V262H110ZM23 262V261H22ZM93 263V262H92ZM87 264V263H86ZM94 264V263H93Z\"/></svg>", "mask_w": 264, "mask_h": 264}]
</instances>
